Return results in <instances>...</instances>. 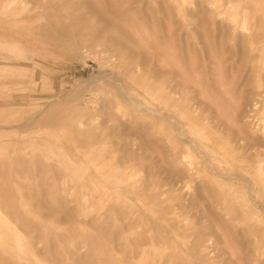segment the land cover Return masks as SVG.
Listing matches in <instances>:
<instances>
[{"label":"rangeland","instance_id":"374dc122","mask_svg":"<svg viewBox=\"0 0 264 264\" xmlns=\"http://www.w3.org/2000/svg\"><path fill=\"white\" fill-rule=\"evenodd\" d=\"M0 264H264V0H0Z\"/></svg>","mask_w":264,"mask_h":264}]
</instances>
